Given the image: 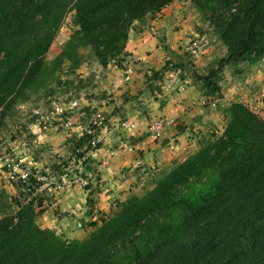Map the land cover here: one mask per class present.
Returning <instances> with one entry per match:
<instances>
[{
  "label": "trees",
  "instance_id": "16d2710c",
  "mask_svg": "<svg viewBox=\"0 0 264 264\" xmlns=\"http://www.w3.org/2000/svg\"><path fill=\"white\" fill-rule=\"evenodd\" d=\"M178 1L0 0V145L21 105L87 90L85 51L103 69L120 62L132 28ZM190 2L227 49L208 77L194 74L219 97L225 67L264 61V0ZM71 13L73 32L48 63ZM224 114L220 136L207 134L151 190L90 222L84 240L42 228L37 198L22 204L0 188V264H264V120L240 101Z\"/></svg>",
  "mask_w": 264,
  "mask_h": 264
},
{
  "label": "crops",
  "instance_id": "0c3cea01",
  "mask_svg": "<svg viewBox=\"0 0 264 264\" xmlns=\"http://www.w3.org/2000/svg\"><path fill=\"white\" fill-rule=\"evenodd\" d=\"M197 19L199 14L175 2L161 14L148 17L145 24H136L132 28L120 62L112 63L106 69L95 62L93 70L86 63L78 74L83 75L81 79L88 81V85L91 82L93 85L83 91L82 98L76 97L80 99L81 111L74 113L77 134L70 139L72 141L62 131L48 135L32 134L26 126V118L23 122L26 132L21 137L22 132H18V139L28 145L18 144V140L13 138L8 146L0 145V161L3 154L12 152L17 144L21 145L18 155L26 165L39 171H56L58 164L66 158L69 164L67 172L74 176L83 175L91 181V189L75 187L60 193L56 207L47 215L40 214L38 225L66 238L79 236L77 239L83 240L86 222L92 218L94 221L102 219L103 214H108L117 202H123L130 196L141 197L155 186L165 172L196 153L200 140L207 133L212 134L220 125L224 131V109L232 102L240 101L237 97L233 99V89H225L222 85L228 79L216 81L221 92L219 97H215L207 90L208 83L195 78L193 72L187 74L185 69L187 60L194 63H197L196 59L202 61L193 54V49L184 45L187 38L199 32L196 27L203 28V22ZM68 39H63L59 45L62 46ZM60 50L61 47L57 55ZM263 68L257 67L258 74L248 78L249 85L257 88V92L264 91ZM127 70H132V75L126 83ZM90 71L94 74L87 78ZM106 98L110 100L106 102ZM55 102L47 101L45 106L50 108ZM211 102H216L215 109L208 105ZM30 105H21L20 113L26 116L34 109ZM92 107L101 109L113 124L128 121L136 125V130L127 134L118 132L114 127L103 130L100 136L105 144L100 159L91 157L87 137L79 136L82 130L88 131ZM161 117L174 120L175 124L166 128L160 139L153 140L148 136V126ZM121 142L133 146L134 152L122 151L104 162L102 159L107 156V151L115 150ZM73 147L77 149L76 154ZM87 154L88 162L80 165V157ZM0 188L12 199L22 204L28 202L20 184L8 183L0 185ZM40 208L37 202V211Z\"/></svg>",
  "mask_w": 264,
  "mask_h": 264
},
{
  "label": "built area",
  "instance_id": "2783aa9c",
  "mask_svg": "<svg viewBox=\"0 0 264 264\" xmlns=\"http://www.w3.org/2000/svg\"><path fill=\"white\" fill-rule=\"evenodd\" d=\"M196 47V45L194 44ZM132 70H127L124 82H129L131 79ZM110 99L106 98L107 102ZM245 104L254 114L264 120V92L255 94L249 92L247 97L240 100ZM80 99L72 101L66 99H58L50 108L48 106L33 109L27 112L28 130L30 133L38 135H48L58 132H64L67 139L70 140L75 137L76 121L74 113L81 111ZM212 108H216V102L208 103ZM91 113L89 120V128L87 132L82 130L79 133L80 137H87L86 142L89 148V154L93 159L101 158V149L105 144V140L100 136V133L106 129L115 128L118 132L127 134L128 132L136 130V125L128 121H120L116 124L112 123L111 118H108L101 109L92 107L89 111ZM175 124L174 120H167L166 118H158L153 121L147 129L148 136L153 140H158L163 135L166 128ZM16 145L12 152H5L0 161V185L12 183L20 184L28 196V201L32 198H37L40 203V210L45 215L52 212L57 205V197L60 193L66 190H71L75 187H80L83 190L91 189V181L83 175H71L67 172L66 166L58 164L56 171H39L35 168L26 165L19 157L21 145ZM135 148L129 146L125 142H121L115 150L107 151V156L102 160L108 162L109 159L118 156L122 151L134 152ZM84 156V155H83ZM87 154L80 157L79 164L83 165L88 162Z\"/></svg>",
  "mask_w": 264,
  "mask_h": 264
},
{
  "label": "rangeland",
  "instance_id": "374dc122",
  "mask_svg": "<svg viewBox=\"0 0 264 264\" xmlns=\"http://www.w3.org/2000/svg\"><path fill=\"white\" fill-rule=\"evenodd\" d=\"M178 2L181 4L182 7L186 8L188 10H191L195 14H198L196 9L191 4L190 0H180ZM73 17H74V13H71L67 16L65 24H64L62 30L60 31L55 43L53 44V46H52V48H51V50L47 56V62L48 63L52 62L56 58L59 47H62L59 45L60 42L63 39L69 37L70 34L73 32ZM197 20H200L202 22L200 15H199V19H197ZM202 24L204 25L202 29L199 27H196V30H199V32L196 31L197 32L196 36L191 35L189 38H187V40L184 43L185 47H187V49H193V54L196 55V57L201 59L202 61L198 62V59H196L197 63H194L193 61L187 60L188 64L186 65L185 69H186V73L189 75H191V73L193 72L197 76L208 77L211 71H214L218 68L219 62L227 56V49L223 46V44L215 36V34L213 33V30L210 29V27L207 24H204V23H202ZM194 44L196 45V47L194 46ZM208 52H209V54L207 55ZM189 53H191V52H189ZM84 55L86 58L85 64L88 63L87 66L89 67V69L93 70L94 66H95V61L90 57L89 52L85 51ZM85 64L83 65V68L85 67ZM260 66H262V68L264 67V61L259 63L258 65H255V67L251 66L249 64H245V63L240 65V66H236V67L227 66L222 70V72L220 73L218 78L221 81L228 79V81L222 85L225 87V89H228V90L233 89L235 91V93H233V95H232L233 99H235V97H237V99L239 98L242 101V99H244L246 97L247 92L245 93V91L248 90L249 88H252V89H249L248 93L253 92L255 94H260V93L264 92V91L257 92V88L251 87L249 85V79H248L249 77H251V76L255 77L258 74L257 67H260ZM252 67H254V70L252 69ZM67 71H68V68L65 67L63 74L61 75V77H63V79H65L67 77L66 76ZM91 74H94V72L90 71L87 78H91ZM80 76H83V75L80 73ZM89 85L92 86L93 83L91 82V84H89ZM89 85L87 84L88 88L90 87ZM81 93H82V91L78 95L79 98H82ZM239 94H241V95L239 96ZM30 104H28V105H30ZM34 106H35V104L32 103L29 107L32 108ZM26 118H27V115L25 116L24 113L22 114L19 111L18 116H15V118H13V119L10 118L7 121V125H6V127L3 130L2 135H1V144L3 146H8L7 144L10 141H12V138H14L13 140H15V139L18 140V144L22 143L24 145H28L27 143H25L24 140H21V138L18 139V135H19L18 132H22L19 135V137H21L23 135V133L26 132V131H24V128H23L24 127L23 122ZM212 134H214L215 136H220L222 134L221 125H220V127H217L214 131H212ZM10 144H11V142H10ZM13 148L16 149V145ZM7 152L8 151H6V153ZM62 165L63 166H69L68 159H66V158L63 159ZM109 214H110V212L108 214H103L102 219L98 220V218H97L95 221L101 223L102 220L105 218V216H107ZM0 217H1V215H0ZM93 221L94 220L92 218L88 223L86 222L84 224L85 228L83 229V231H84L83 240L88 236V232L90 231L88 224L90 222H93ZM77 237H79V236H74V238H73V236H71V238H68V239L71 241V240L77 239Z\"/></svg>",
  "mask_w": 264,
  "mask_h": 264
}]
</instances>
